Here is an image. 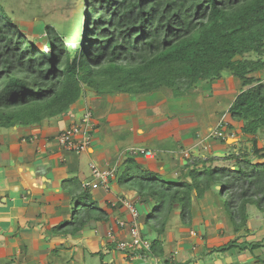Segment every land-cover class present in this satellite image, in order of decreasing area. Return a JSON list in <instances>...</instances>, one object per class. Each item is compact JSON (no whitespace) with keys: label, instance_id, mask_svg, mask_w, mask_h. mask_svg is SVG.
<instances>
[{"label":"trees","instance_id":"16d2710c","mask_svg":"<svg viewBox=\"0 0 264 264\" xmlns=\"http://www.w3.org/2000/svg\"><path fill=\"white\" fill-rule=\"evenodd\" d=\"M83 2L81 36H76L80 44L72 48L69 33L45 25L47 51L0 6V129L43 128L66 117L87 97L92 103L118 95L137 99L169 91L180 97L199 88L209 90L229 72L241 88L227 110L231 123L221 125V130L238 142L247 138L250 148L241 147L222 158L190 156L174 181L151 171L131 152L122 163L119 186L151 203L140 219L142 237L148 239L146 227L156 235L148 239L149 257L163 259V264H190L163 258L165 248L159 237L175 212L190 229L194 202L211 191L235 234L247 227L249 208L264 214V146L258 142L264 134V78L257 76L264 73V0ZM87 109L93 120L95 110L91 105ZM70 181L74 182L65 180L62 188L70 184L66 191L75 207L68 220L50 228L52 237H76L91 222L107 224L112 214L121 219L120 202L101 207L93 199V189ZM256 250H264V238L237 236L206 247L203 256L231 251L252 255ZM129 254L133 252L122 253L126 261Z\"/></svg>","mask_w":264,"mask_h":264},{"label":"crops","instance_id":"0c3cea01","mask_svg":"<svg viewBox=\"0 0 264 264\" xmlns=\"http://www.w3.org/2000/svg\"><path fill=\"white\" fill-rule=\"evenodd\" d=\"M234 79L237 80L229 76L223 79L224 81L220 80L218 86L213 83V87L205 91L207 93L197 94V90H193L180 97H174L169 91L158 92L153 94V97L147 96L146 101L119 95L113 99L108 97L102 101L89 103L90 98L87 97L74 105L66 117L54 120L48 126L43 128L15 127L10 129L13 133L12 137L9 134L10 130L7 134L0 135V251L6 246V250L4 248L1 253L8 256L12 254L22 256L25 251L17 237L30 236L34 241L33 247L39 255H51L60 248L68 249L69 252L75 254L76 242L83 241L89 246L91 254L97 252L102 254L105 250L111 255L113 264H140L135 260L126 261L121 253L114 254L109 250V248L114 249L112 238L108 235L109 232H112L115 240L126 238V231L116 227V221L120 218L115 214L110 216L107 224L91 222L85 227L87 229L84 228L82 233L76 237L64 239V237L51 236V243L43 241L44 235H51L49 231L51 227L57 225L60 220L65 221L69 218L65 217L66 215H59L63 207L61 202L64 199L60 196L62 183L68 179L69 174H74L78 170L77 163L73 161L67 163L62 156L65 150L54 143L57 141L58 134L82 119H76V114L80 109L84 108L86 112L90 105L93 107L95 115H93L91 135L92 142L96 143L94 147L90 145L87 154L92 158L93 155L105 152L107 156L102 161L91 159L90 162H95L104 168L118 166L115 178L110 180L109 189L93 190V199L104 207L107 204L114 206L121 198H130L135 202L140 212V219H142L150 211L151 203L146 199H139L135 192L119 186L122 163L127 153L137 149L151 151L152 159L138 156L137 161L153 172H165L168 175L169 172H176V169L171 168L173 162L177 164V158L172 157L175 152L189 156L185 160L178 161L183 165L190 156L191 158H205L201 153L204 146L210 147L212 143L215 145L219 142V139L210 137L211 132L221 125L231 123L227 110L235 98L232 97L234 91L231 90L233 85L237 86ZM237 82L240 87L238 80ZM216 88L219 91H215ZM229 94H231V99L225 104V97ZM105 101L110 103L106 105ZM139 108L145 110L144 113ZM170 116H175L174 125L171 124L173 123L172 118L166 119ZM213 120L215 123L211 122ZM123 125L125 127L129 125L128 130L116 134L114 138L116 141H113L112 136L109 135V130L104 137L108 142L106 145L103 144V138L99 139L100 129L109 126L116 129ZM168 125H172V128L166 130L165 127ZM121 134H125L123 139H119ZM167 137H170L172 141V146L169 148L163 147L169 141ZM236 141V138L228 137L225 144H235ZM211 151L210 154H212ZM213 153V156L218 157L217 154L220 151H213ZM49 155H53V161H49ZM168 156L171 157L168 158ZM55 160H57L56 163ZM168 166L171 169L169 171L166 169ZM52 167L53 169L50 170ZM88 179L89 176L83 178L80 181L81 185ZM117 214L122 216L120 220L128 219V214L123 208L119 209ZM41 222H46L49 226H38L37 224ZM144 231L151 235L147 227ZM220 234L222 235L223 232ZM170 235H168L169 238L167 236L165 238L164 235L159 237L163 241V246L173 242L171 239L174 238ZM202 240L191 236L189 239L179 240L180 243L173 242L175 247L172 249L168 250L164 247V256H173L170 261L174 263L192 261L190 264H253V257L260 258L263 252L256 250L250 255L247 254L248 252L231 251L229 254L226 253L228 255L215 253L204 257L206 236ZM175 251H177L176 255L173 254Z\"/></svg>","mask_w":264,"mask_h":264},{"label":"rangeland","instance_id":"374dc122","mask_svg":"<svg viewBox=\"0 0 264 264\" xmlns=\"http://www.w3.org/2000/svg\"><path fill=\"white\" fill-rule=\"evenodd\" d=\"M0 6L2 10H4V12L7 14V17L15 25H17L18 28H20V30L25 32L27 37L35 38L37 40L36 42L37 46L40 49L43 48L44 51H47L46 46H45L46 39H45L44 29H43L45 25L54 26L60 33H69L68 35L69 44L72 48H75L77 45L80 44V41L76 39V36L78 37L81 36V29H82L83 17H84L83 16V8H84L83 0H0ZM229 76H232V75H230L229 72H224L223 79L225 80ZM257 76L260 78H264V73H259L257 74ZM223 79L222 81H224ZM218 82L219 81H215L213 83L215 84V86H218ZM235 83L237 86L233 85L232 88L230 87L231 90L234 91V94L232 95V97H235L236 94L239 93L240 91V87L238 86L237 80H235ZM214 84H212V87ZM217 88L215 89V91H219V89L217 90ZM228 90L230 91L229 88ZM205 91H208V90H205V89L203 90L199 88L197 89L196 93L197 94L207 93ZM164 94L167 95V93H164ZM230 96L231 94L226 95L225 104H227V102L230 101L231 99ZM151 97H153V95H151ZM139 98L144 101H146L147 99L146 96H140L137 99ZM130 99H136V98L134 96H130ZM108 102L109 101H105V104L108 105ZM145 105L147 106V104ZM140 108L139 110L142 113H144L145 110L140 109ZM84 114H85V109L84 108L80 109L79 112L76 114V117H77L76 119L79 118L78 120H80L84 116ZM168 117L166 119L169 120L172 118L173 123L171 124L174 125L175 116L173 117L170 116V118ZM211 122L215 123V120ZM172 125H168L167 127H165V129L166 130L171 129ZM128 127L129 125L128 126L126 125V127L123 125L122 127H119L116 129H113L111 126L104 127L100 129L99 131L100 133L99 139L102 140L103 138L102 140L103 144L106 145L108 142L104 139V137L108 133L107 130H109V135L112 136L113 141L114 140L116 141V139H114L116 137V134L121 133L122 131L128 130ZM8 132L9 130L0 129V135L7 134ZM9 134L12 137L13 133H11V130ZM90 136H91V145L92 147H94L95 146L94 143L96 142L94 141L93 143L92 135ZM228 137L231 138V136H228ZM167 138H169L168 139L169 141H167V143H165L163 147L169 148L170 146H172V141L170 137H167ZM240 139L242 141H239V142L236 141L233 147H231L232 144L227 145V144H222L219 142L215 143V145L214 143H212L210 147L208 145H205L203 148V152L201 153L204 154L203 156H205V158H208L210 156H213L214 154L213 151L215 152L220 151L219 154H223V153L227 154L233 150L238 151L239 148L241 147L250 148V144L247 142V138L241 137ZM258 142L260 145L264 146V134L263 135L260 134L258 136ZM54 143L58 146L57 141ZM211 149H213V151H211ZM210 151L212 152V154H210ZM62 156L67 161V163H71L72 161L77 163L78 170H76L74 174L73 173L69 174L68 179H66L68 182H74L70 180L75 179V182H76L75 184L77 185V183L78 182L80 183V181L83 180V178L85 177L89 176V179L87 181H91L93 179L91 175V171L89 169V164H90L91 159L92 160L97 159L99 161H102L104 158H106L107 154L105 152H102L98 155L97 154L93 155L91 156L92 158H90V156L87 153L76 154L75 152H69L65 150L62 153ZM49 157H50L49 161L54 160L53 155H49ZM170 157L171 156H168V158ZM172 157L175 159L177 158V161H176L177 164L173 162V166H171L172 170L176 169V172L172 171V172H169V175L168 174L166 175V179L168 181H174L175 179H177L176 177L180 174V171L183 169L182 166H184L183 164L178 163V161L180 162L181 159L185 160L186 158L181 152H178V153L175 152L174 154H172ZM159 158H164V157H159ZM56 162L57 160H55V163ZM216 164L217 163H215V165ZM229 164L230 162L224 163V165H229ZM52 169L53 167L50 170ZM166 169H168V171L171 170L169 166L168 168L166 167ZM69 185L70 184L66 182L60 194V196H63L64 199L61 202L63 207L61 208L59 215H66L65 217L67 216L69 217L72 213V210L75 207V202L72 200L70 194L67 193L66 191L67 189H69L70 187ZM143 211L146 212L145 208H143ZM192 215H193L192 226L190 229H187L186 227L182 225L180 221L179 211L175 212L174 215L171 217L170 221L168 222V225H167V228L164 234L165 238L166 236L169 238L168 235L171 234L170 235L171 238H174L171 240H173L174 243H177L179 242V240L183 241L184 238L189 239L192 236L191 232H193L195 233V236H193V238H197V240L199 239L202 240V238L204 239V237L206 236L207 243L205 244V246L209 248L212 246H218L222 244L223 242L229 239H232L234 237H237V236H241L242 239H244V237L247 236L249 239L254 240V241H259L264 238L263 237L264 236V214H261L254 208H249V219H248L247 227L243 228L239 233L235 234L233 231L232 224L229 221V218L227 216V213L222 206V203L219 201V198L217 197V195L211 191L206 193L203 200L194 202L193 208H192ZM145 216L146 215H144V217ZM142 220L143 219H141V221ZM60 222H64V219L60 220L57 224H59ZM37 225L38 226L44 225L45 227H47L48 224L46 222H41V224H37ZM220 232H223V234L221 235ZM50 237L51 235L49 236L44 235L43 241L46 243L47 242L51 243ZM126 237H128L127 232H126ZM155 237L156 235L154 233H151V235L148 234L149 240H152ZM17 239L20 240L21 242L20 245L24 249L25 253H23L22 256H18V255L16 256L15 254H12L9 256L4 255V253H1L4 251V248L6 250V246H4V248L1 249L0 251V264H113L111 255L106 253L105 250L103 251L102 255L91 254L89 250V246L83 241L76 242L77 248H76L75 254L69 252L68 249L65 250L64 248H60V250L58 249L57 252H53L51 255L49 254L39 255V252H37L33 247V242H34L33 238H31L30 236H28L27 238H24V237L20 238V236H18ZM172 243L165 244L164 247L170 250L173 247H175L173 246L174 243L173 244ZM177 247H180V246H177ZM109 250L111 251V253H114V254L118 253L115 249L109 248ZM261 251L263 252L261 253L259 257H260V260L264 261V250H261ZM235 252L238 253L237 251ZM228 254H225V255H228ZM253 264H264V262H259V263L253 262Z\"/></svg>","mask_w":264,"mask_h":264},{"label":"built area","instance_id":"2783aa9c","mask_svg":"<svg viewBox=\"0 0 264 264\" xmlns=\"http://www.w3.org/2000/svg\"><path fill=\"white\" fill-rule=\"evenodd\" d=\"M91 117L90 111L87 110L77 124L62 130L56 139L58 146L63 150L75 152L76 154L87 153L91 145L90 135L93 127ZM228 136V134L222 132L221 126L215 128L210 134V137L215 139H226ZM131 153L146 159L153 158V154L149 150L137 149L133 150ZM184 157L187 158L188 155L184 154ZM89 169L93 179L83 183L82 187L93 190L98 188L108 190L110 180L114 179L118 172L117 165L109 168H102L95 162H90ZM119 202L128 214L129 220L125 221L118 219L116 221V226L126 231L128 237L122 240H115L113 239L112 232H109L108 235L112 238V246L114 249L121 254L125 251L133 252V254H129V261H139L140 264H163V259L149 257V254H151V243L141 235L140 212L135 202L128 198H121ZM192 236H195V233H192ZM173 254L176 255L177 251L173 252ZM172 257L173 256L170 255L164 256L163 258L164 260L170 261V259H173Z\"/></svg>","mask_w":264,"mask_h":264},{"label":"water","instance_id":"95a60500","mask_svg":"<svg viewBox=\"0 0 264 264\" xmlns=\"http://www.w3.org/2000/svg\"><path fill=\"white\" fill-rule=\"evenodd\" d=\"M217 156H218V157H221V158L224 157L223 154H217Z\"/></svg>","mask_w":264,"mask_h":264}]
</instances>
